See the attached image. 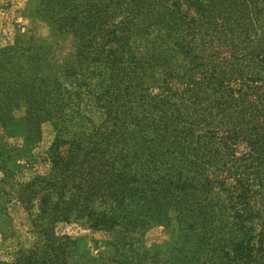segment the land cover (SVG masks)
<instances>
[{
    "label": "trees",
    "instance_id": "16d2710c",
    "mask_svg": "<svg viewBox=\"0 0 264 264\" xmlns=\"http://www.w3.org/2000/svg\"><path fill=\"white\" fill-rule=\"evenodd\" d=\"M70 54L0 45V213L33 243L0 264H73L78 224L106 253L76 264H264V0H36ZM40 69H48L39 75ZM49 124V168L27 179ZM168 236L148 248L144 234Z\"/></svg>",
    "mask_w": 264,
    "mask_h": 264
},
{
    "label": "rangeland",
    "instance_id": "374dc122",
    "mask_svg": "<svg viewBox=\"0 0 264 264\" xmlns=\"http://www.w3.org/2000/svg\"><path fill=\"white\" fill-rule=\"evenodd\" d=\"M30 0H0V45H11L14 36L21 39L32 38L33 41L54 43L51 47L53 52L50 66L60 62L70 53L67 42H62L52 33L48 22L29 14L28 2ZM36 0H31L34 2ZM48 69H40L39 75H46ZM23 110H15V122L7 129L0 126V145H12L16 148L24 147L25 126ZM53 138V132L49 124L42 127V140L33 151L35 162L32 168L19 173L18 178L27 179L35 174H44L49 168L46 150ZM78 241V249L72 263L80 260L81 253H89L93 257H102L106 253L104 241L106 235L93 233L78 224L60 225L57 229ZM168 241V236L160 226H154L144 234L143 243L151 248L161 246ZM33 243V233L30 218L17 203L8 206L7 212L0 213V262L7 261L11 253L18 248H28Z\"/></svg>",
    "mask_w": 264,
    "mask_h": 264
}]
</instances>
